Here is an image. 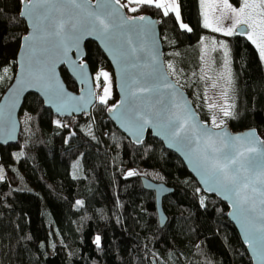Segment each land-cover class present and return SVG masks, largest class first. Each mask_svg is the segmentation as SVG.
Instances as JSON below:
<instances>
[{
    "label": "trees",
    "instance_id": "1",
    "mask_svg": "<svg viewBox=\"0 0 264 264\" xmlns=\"http://www.w3.org/2000/svg\"><path fill=\"white\" fill-rule=\"evenodd\" d=\"M178 2L191 32L180 27L173 12L165 16L147 5L136 13L129 10L135 5H129L126 11L158 19L164 60L175 51V69L185 77L197 64L202 35L226 40L235 104L225 123L233 130L255 127L264 137V65L256 47L243 34L226 36L203 27L199 0ZM20 9L19 0H0V98L14 78L20 38L27 31ZM85 46L92 72L111 69L94 41ZM61 73L68 87L78 91L64 67ZM178 84L209 123L194 82ZM116 99L113 84L107 104L97 99L88 114L58 117L37 94L25 97L17 143L0 146V264H153L154 259L157 264H252L227 217V204L204 193L181 158L150 132L140 145L133 144L106 115ZM128 171L137 174L128 176ZM141 176L174 187L163 199L168 215L163 227L154 192L143 188ZM46 197L57 203L55 217Z\"/></svg>",
    "mask_w": 264,
    "mask_h": 264
},
{
    "label": "snow or ice",
    "instance_id": "2",
    "mask_svg": "<svg viewBox=\"0 0 264 264\" xmlns=\"http://www.w3.org/2000/svg\"><path fill=\"white\" fill-rule=\"evenodd\" d=\"M19 2L23 5L20 16L31 21L30 34L20 38L27 45L30 53L29 76L54 100L62 101L63 94L56 80L55 61L52 56L67 61L70 59L68 53L73 48L79 55L80 42L86 35L94 34L97 39H102L115 49L121 60L125 59L129 53L134 54L138 50L145 51L143 45L139 48L133 46V40L129 34L131 29L124 31L123 24L115 23L113 17L118 10L112 8V0H98L95 10L85 7L88 0H19ZM114 2L121 8L135 5L129 8L133 13L138 12L141 6H154L157 9H163L165 16H168L169 12L175 13L176 19L180 20V6L175 0H170V2L169 0H127L126 4H121L120 0H114ZM201 6L204 8L203 27L210 28L214 32H223L224 35L231 36L240 25H246L250 31L243 34H246L247 38L256 45L260 58L264 60V0H241L239 8L229 0H201ZM217 12L219 15H213ZM53 13L56 14L55 17ZM122 19L124 24L131 25L136 19L145 20V16L141 15L131 19L123 17ZM225 19L231 20L230 27H223L222 21ZM180 27L189 32L192 31L187 24L181 23ZM117 30H120L119 40ZM220 46L225 49V70L218 77L227 85L221 91L224 103L220 105L209 103L208 107L210 109L219 108L224 117H230L233 115L230 109L234 105L227 101L233 81L228 67L227 45L221 42ZM156 55L150 53V61L144 65L150 71L142 74L144 77L154 78L156 82L150 84L146 79L141 78L131 81L127 99L129 106L123 114L124 118L137 136L143 133L146 126L155 124L173 140L185 145L195 144L192 151L208 180L234 197L235 204L245 215L248 225L247 232L250 237L249 245L259 264H264V151L257 148L255 142L251 140L242 137H228L227 133L214 135L193 123L194 113H189L186 106L180 103L177 99L179 89L168 80L169 75H177L175 66L168 63L169 71L167 73L160 71L155 67ZM71 63L83 76L87 67L86 62L77 63L72 60ZM3 71L6 74L8 69L5 68ZM101 78L104 81L103 92L98 99L101 104H107L111 98L112 78L107 71L99 69L95 76L97 88L101 86L99 83ZM3 79L4 77L0 76V80ZM201 79L211 80L212 77L205 72ZM160 85L164 89L171 90L169 98L166 99L161 93ZM217 86V82L211 84L212 88ZM153 95H155V101L151 107L136 105L137 98L150 99ZM205 98L207 99V96ZM117 107L118 105L114 104L108 110L116 111ZM153 109L156 110L153 111ZM224 123L222 119L217 122L215 114L212 116L213 127H222ZM136 174L135 171L127 173L128 176ZM0 179H3L2 175ZM77 203L80 202L77 201ZM100 242L101 238L97 236L94 243L99 246Z\"/></svg>",
    "mask_w": 264,
    "mask_h": 264
},
{
    "label": "water",
    "instance_id": "3",
    "mask_svg": "<svg viewBox=\"0 0 264 264\" xmlns=\"http://www.w3.org/2000/svg\"><path fill=\"white\" fill-rule=\"evenodd\" d=\"M98 0H88L85 7L91 10L96 9ZM121 4H124L120 1ZM23 5L21 4L22 10ZM112 8L118 11L114 13V21L116 24H123V30L130 31V35L133 40V46L139 48L140 45L145 47V51H137L136 53H129L127 57L123 60L119 59L115 49L107 45L102 39H97L96 36L86 35L84 39L80 42L79 55H77V50L73 48L69 51V60L62 61L60 58H56L54 55L52 59L55 61V76L58 84L61 86V92L63 94V100L58 101L52 99L48 94L45 93L44 89L37 83L31 80L28 71L29 65V50L24 42L20 41V46L17 52L16 61L17 68L14 78L10 85L6 88L0 98V146H5L8 144H15L18 141L21 122H20V111L25 100V97L34 93L37 94L43 101V105L49 108L52 113L58 117H72L81 114H88L93 105L97 102V94L95 90L93 72L85 60L86 57V46L87 41H94L105 54L107 60L110 63L111 70L114 77V86L117 93V99L115 102L107 106L105 112L106 115L113 121L116 127L122 131L133 144L140 145L146 138L148 132L159 139L164 147L176 155H178L188 171L195 177L200 188L206 194H215L218 198L224 201L228 206L227 217L231 223L235 226L238 235L245 245L248 254L251 258L252 264H259L256 259L255 253L252 247L249 245V235L247 232V220L242 211L235 204V198L230 194L226 193L218 185L213 184L208 180L205 175L200 163L195 158V154L192 149L195 148V144L185 145L173 140L167 133L158 129L155 124L146 126L142 134L137 136L134 129L124 118V113L128 108V89L131 81L135 78L146 79L150 84L156 82L154 78L144 77L142 74L150 71L149 68H145L144 65L148 64L150 61V53H155V67L160 71L167 73L168 70L165 65V60L163 56V45L160 37L159 21L157 18L151 16L150 14H142L145 16V20L141 21L136 19L131 25L124 24L123 17H128L129 19L133 17H139L141 15H128L126 7L121 8L120 5L115 4L112 0ZM20 14V13H19ZM55 13L53 16L55 17ZM21 17V16H20ZM25 20L27 25V31L22 35H29L31 32L30 24L31 21ZM119 31L117 30V39L119 40ZM247 31L246 25H240L237 28V33H245ZM24 45V46H22ZM75 60L77 63L87 64L84 70L83 76L74 68L71 63ZM135 65V66H133ZM64 67L70 77L75 81L78 86V91L72 90L66 84L61 68ZM168 80L171 81L179 89L177 94V99L180 103L186 106L189 113H194L192 120L199 128L207 129L211 134H223L227 133L228 137H242L246 140H251L255 142V146L262 151H264V137L259 133L255 127H246L239 130H233L228 123H224L222 127H213L210 123L204 122L196 108L194 107L189 94L187 91L180 86L171 75L168 76ZM161 93L165 98H169L170 89H164L160 85ZM82 98V99H81ZM155 101V95L149 98H137L135 100L136 105L145 108L151 107V104ZM118 105L116 111H109V107L112 105ZM60 109L59 111L57 109ZM159 108V105H157ZM156 109H153L155 111ZM159 132V134H158ZM141 184L144 189L154 192L155 204L157 212V220L160 227H163L168 221V215L166 214L163 207V199L165 196L173 193L174 187L170 186L164 182H159L152 180L146 176H141ZM215 189V190H212ZM153 264H157L156 260H153Z\"/></svg>",
    "mask_w": 264,
    "mask_h": 264
},
{
    "label": "rangeland",
    "instance_id": "4",
    "mask_svg": "<svg viewBox=\"0 0 264 264\" xmlns=\"http://www.w3.org/2000/svg\"><path fill=\"white\" fill-rule=\"evenodd\" d=\"M230 3H232L229 0ZM233 4V3H232ZM235 7L239 8L241 6V2L240 4H233ZM199 8H200V13H201V23L203 25L204 22V17H203V12H204V8L201 6V0H199ZM213 15H219V13H215ZM180 22H182V18H181V14H180ZM231 20L230 19H225L222 21L223 27L227 28L231 26ZM186 24V23H184ZM243 25V24H242ZM209 30H211L210 28H207ZM247 31H250V29H247ZM246 31V32H247ZM245 32V33H246ZM220 34H223V32H217ZM237 33V29H235L234 34ZM233 34V35H234ZM224 35V34H223ZM245 38H247L246 34H243ZM248 39V38H247ZM249 40V39H248ZM213 41H215V44H213ZM250 41V40H249ZM221 42L225 45H227V52H228V67L231 71V78H232V86L229 89L228 92V101L227 103L234 105L235 104V94H234V75H233V69H232V65H231V57H230V49H229V45L228 42L224 39H217L216 37L213 36H209V35H202L198 44H197V64L194 67H191L189 74L187 77L182 76L178 70L177 71V75L173 76L171 75V77L175 80H179L182 81L184 83H186L187 85H189L191 82H194L196 88V92L198 93L199 91H201V97L203 98V100L205 101V105L208 109V114L210 117L209 123L212 125V116L215 114L217 117V122H219L221 119L225 121V118L223 116V114L219 111V108L216 109H210L208 107L209 103H216L218 105L223 104L224 100L221 96V91L227 86L225 84V82L223 80H219L218 77L219 75L224 72V61H225V49L222 48ZM252 42V41H251ZM254 46L256 47V45L254 44ZM258 53H259V49L256 47ZM175 56H177V53L172 52L169 54V57L167 58V60L165 61V65L167 68L168 63H172L173 65L175 64ZM260 56V55H259ZM262 60V59H261ZM262 63L264 65V60H262ZM104 71H107L111 78H112V88H111V94L113 93V84H114V77H113V73L112 70L109 68H105L103 69ZM168 70V68H167ZM96 70L95 72H93V78H94V84L96 87V80H95V76L97 74ZM169 71V70H168ZM207 72V74L212 77L211 80H204L201 79L202 75H204V73ZM213 82H217V87L216 88H212L211 84ZM100 83V87L102 88V92H103V78H101V80L99 81ZM97 88V87H96ZM205 96H207V99L205 98ZM230 111H233V108L230 109ZM77 155V152H72L69 153L68 158L69 159H73L75 158ZM46 201L48 203L50 212L52 214V216L55 217V212L57 210V203L54 202V200L48 199V197H46Z\"/></svg>",
    "mask_w": 264,
    "mask_h": 264
},
{
    "label": "built area",
    "instance_id": "5",
    "mask_svg": "<svg viewBox=\"0 0 264 264\" xmlns=\"http://www.w3.org/2000/svg\"><path fill=\"white\" fill-rule=\"evenodd\" d=\"M97 94H98V96L102 95V88L101 87L97 88Z\"/></svg>",
    "mask_w": 264,
    "mask_h": 264
},
{
    "label": "crops",
    "instance_id": "6",
    "mask_svg": "<svg viewBox=\"0 0 264 264\" xmlns=\"http://www.w3.org/2000/svg\"><path fill=\"white\" fill-rule=\"evenodd\" d=\"M125 2H127V0H124ZM169 2H170V0H169ZM175 2L179 5V2H178V0H175ZM163 10V9H162ZM175 14V13H174ZM181 14V13H180ZM180 21V20H179Z\"/></svg>",
    "mask_w": 264,
    "mask_h": 264
}]
</instances>
